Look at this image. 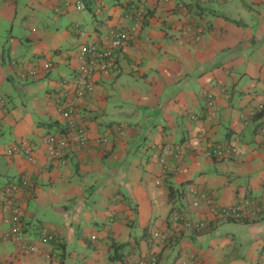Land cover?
Returning <instances> with one entry per match:
<instances>
[{
    "label": "crops",
    "instance_id": "obj_1",
    "mask_svg": "<svg viewBox=\"0 0 264 264\" xmlns=\"http://www.w3.org/2000/svg\"><path fill=\"white\" fill-rule=\"evenodd\" d=\"M82 1L85 10L76 0H0V264H178L191 255L197 264H264V0ZM133 4L145 10L138 33L75 109L88 144L50 157L44 139L65 131L56 101H76L80 46L104 47L108 31L129 30ZM112 105L129 111L105 120ZM22 141L34 162L7 154ZM217 143L244 153L207 157ZM22 179L35 187L13 198L22 208L20 244L4 189ZM227 206L243 218L211 211ZM232 222L247 239L231 250L218 228ZM42 229L55 239L40 242Z\"/></svg>",
    "mask_w": 264,
    "mask_h": 264
},
{
    "label": "built area",
    "instance_id": "obj_2",
    "mask_svg": "<svg viewBox=\"0 0 264 264\" xmlns=\"http://www.w3.org/2000/svg\"><path fill=\"white\" fill-rule=\"evenodd\" d=\"M78 10H85L86 5L82 0H76L75 2ZM144 9L138 7L137 5H131L129 7V13L126 15L127 18L133 20V24L127 29H112L108 31L106 35L107 46H99L97 44H84L80 46L79 50V68L77 76L75 77L76 85V101L74 103H69L67 105H62L60 100L57 102V107L59 112L66 122L65 131L62 134L49 135L44 139V144L47 147V151L50 157L54 159H63L65 151L71 146H85L89 142V136L87 130L81 126L75 116V109L79 104V100L91 94L94 90V75L96 73H102L103 75H109L115 67L116 53L126 52L128 49V42L131 35L138 33L142 25L144 18ZM101 12V10H97ZM50 63L44 65V69L49 70L51 68ZM38 75L37 71H31L29 76L36 77ZM25 77V76H23ZM65 81H63V84ZM5 98L3 95V89L0 86V106L5 107ZM208 108L210 115L215 114V104L212 99L208 102ZM261 132H264V128H261ZM106 138L97 139V143H106ZM170 149L166 150L162 155L161 163H165V158L169 154ZM15 153H23L29 157L31 161L34 160V149L30 142L22 141L21 143L11 147L8 150V155H13ZM243 150L232 144V143H217L211 146L206 152V156L211 159L224 160L233 157H238L243 154ZM175 154L177 157L183 155V151L180 146L175 148ZM35 185L32 184L27 179H22L17 184H11L5 187L4 194L9 197V203H11V215L8 217L7 222L11 225V234L17 239L16 241L22 244L21 230V216L22 208L19 204L13 201L14 195L21 190H31L34 189ZM188 192H191L196 198H201V200H206L208 203V195L198 188H189ZM199 199L193 201V206H199ZM217 218L221 220H240L243 218L242 209L238 206L223 207L222 209L215 211L211 209ZM183 219V218H182ZM184 227L187 229L202 230L205 227L204 223H193L186 221L183 223ZM41 240L40 242L46 244L54 240V236L50 235L46 230H40ZM155 238L165 241L164 237H161L158 233L155 234ZM30 251H34L33 246L29 247ZM197 258L191 255L187 258H182L179 260L178 264H197ZM145 264V263H141ZM152 264H156V259H153Z\"/></svg>",
    "mask_w": 264,
    "mask_h": 264
},
{
    "label": "rangeland",
    "instance_id": "obj_3",
    "mask_svg": "<svg viewBox=\"0 0 264 264\" xmlns=\"http://www.w3.org/2000/svg\"><path fill=\"white\" fill-rule=\"evenodd\" d=\"M131 82H133L135 85H137L136 82H134V81H131ZM125 108L126 107H124V106L116 108L115 106L112 105L111 108H109V110L107 111L108 115L105 118V120L115 118L114 120L120 121L122 113L126 114L129 111L128 109H125ZM218 229H219L218 231L221 235H223V236L229 235L228 236L229 240H230L229 245L231 247V250L234 247L242 246L243 243L245 242V240L247 239V237L245 236L247 233H245L246 231H243L242 224L239 222L220 224ZM224 251H227V249L225 248ZM178 252H179L178 248H176L174 250L168 249V252H167V254H169L168 259L171 262H174L178 257ZM180 259L181 258L177 259L176 261H179Z\"/></svg>",
    "mask_w": 264,
    "mask_h": 264
},
{
    "label": "trees",
    "instance_id": "obj_4",
    "mask_svg": "<svg viewBox=\"0 0 264 264\" xmlns=\"http://www.w3.org/2000/svg\"><path fill=\"white\" fill-rule=\"evenodd\" d=\"M215 160H216V159H215ZM31 190H32V189H31ZM156 234H157V233H156ZM158 234H159V233H158ZM159 235H160V234H159ZM160 236H161V235H160ZM164 238H165V237H164ZM166 241H167V239H165V241H164V242H166ZM162 242H163V241H162ZM164 242H163V243H164Z\"/></svg>",
    "mask_w": 264,
    "mask_h": 264
}]
</instances>
